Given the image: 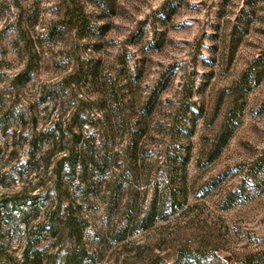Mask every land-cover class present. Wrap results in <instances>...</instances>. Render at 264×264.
<instances>
[{
    "label": "rangeland",
    "instance_id": "obj_1",
    "mask_svg": "<svg viewBox=\"0 0 264 264\" xmlns=\"http://www.w3.org/2000/svg\"><path fill=\"white\" fill-rule=\"evenodd\" d=\"M67 250L264 264V0H0V264Z\"/></svg>",
    "mask_w": 264,
    "mask_h": 264
},
{
    "label": "trees",
    "instance_id": "obj_2",
    "mask_svg": "<svg viewBox=\"0 0 264 264\" xmlns=\"http://www.w3.org/2000/svg\"><path fill=\"white\" fill-rule=\"evenodd\" d=\"M82 18H80V17H77V24L79 25V26H84V22H83V19L81 20ZM74 156H75V160H72L73 158H74ZM63 159H65V160H68L70 163H73V164H75V163H78V164H81V166H83L84 168H86L88 165H95V161H94V159L92 158V157H89V158H87L86 157V155H85V153H83V149L82 150H80V153H78V159H77V153L76 154H74V152H72L70 155H68V156H66V157H64ZM54 213L55 212H53V214L48 218V220H49V225L52 227V228H54V226H57L58 224V218H56L55 216H54ZM68 218V217H67ZM151 218V217H150ZM150 218L149 217H147L146 218V220L147 219H149L150 220ZM53 233H54V231H53ZM69 252H71L70 250H67V253H65V255H64V259H63V263L64 264H73L72 263V261H71V255H70V253ZM25 257L27 258V252H25Z\"/></svg>",
    "mask_w": 264,
    "mask_h": 264
}]
</instances>
